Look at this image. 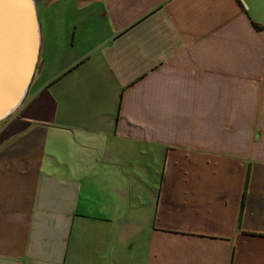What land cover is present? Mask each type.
I'll use <instances>...</instances> for the list:
<instances>
[{
    "label": "crops",
    "instance_id": "1",
    "mask_svg": "<svg viewBox=\"0 0 264 264\" xmlns=\"http://www.w3.org/2000/svg\"><path fill=\"white\" fill-rule=\"evenodd\" d=\"M35 3L0 264H264V0Z\"/></svg>",
    "mask_w": 264,
    "mask_h": 264
},
{
    "label": "water",
    "instance_id": "2",
    "mask_svg": "<svg viewBox=\"0 0 264 264\" xmlns=\"http://www.w3.org/2000/svg\"><path fill=\"white\" fill-rule=\"evenodd\" d=\"M35 0H0V121L24 101L39 54Z\"/></svg>",
    "mask_w": 264,
    "mask_h": 264
},
{
    "label": "rangeland",
    "instance_id": "3",
    "mask_svg": "<svg viewBox=\"0 0 264 264\" xmlns=\"http://www.w3.org/2000/svg\"><path fill=\"white\" fill-rule=\"evenodd\" d=\"M48 32H49V31H46V30H43V29H42V33H43V35L48 34ZM43 55H45V52L43 53ZM22 103H24V102H22ZM20 105H21V103H20ZM20 105H19V106L17 107V109L12 113V115H16V114H17ZM12 115H10V117H11Z\"/></svg>",
    "mask_w": 264,
    "mask_h": 264
},
{
    "label": "trees",
    "instance_id": "4",
    "mask_svg": "<svg viewBox=\"0 0 264 264\" xmlns=\"http://www.w3.org/2000/svg\"><path fill=\"white\" fill-rule=\"evenodd\" d=\"M244 197H245V192H243L242 202H244Z\"/></svg>",
    "mask_w": 264,
    "mask_h": 264
}]
</instances>
